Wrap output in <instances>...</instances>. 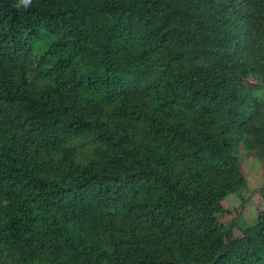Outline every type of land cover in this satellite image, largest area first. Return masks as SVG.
<instances>
[{"label": "trees", "instance_id": "obj_1", "mask_svg": "<svg viewBox=\"0 0 264 264\" xmlns=\"http://www.w3.org/2000/svg\"><path fill=\"white\" fill-rule=\"evenodd\" d=\"M263 89L264 0H0V264H264Z\"/></svg>", "mask_w": 264, "mask_h": 264}, {"label": "rangeland", "instance_id": "obj_2", "mask_svg": "<svg viewBox=\"0 0 264 264\" xmlns=\"http://www.w3.org/2000/svg\"><path fill=\"white\" fill-rule=\"evenodd\" d=\"M259 99L264 101V89L257 92ZM241 171L247 180V186L237 195H229L223 202L228 214L220 218L224 225L229 224L236 216L240 221L251 223L257 213L264 208L259 190L264 186V168L247 152L241 151L237 156ZM238 235V232L236 231Z\"/></svg>", "mask_w": 264, "mask_h": 264}, {"label": "clouds", "instance_id": "obj_3", "mask_svg": "<svg viewBox=\"0 0 264 264\" xmlns=\"http://www.w3.org/2000/svg\"><path fill=\"white\" fill-rule=\"evenodd\" d=\"M23 3L27 5L30 3V0H23Z\"/></svg>", "mask_w": 264, "mask_h": 264}]
</instances>
